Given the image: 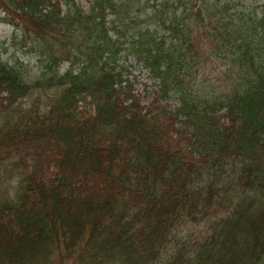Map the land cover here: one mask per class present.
Wrapping results in <instances>:
<instances>
[{
	"label": "trees",
	"instance_id": "1",
	"mask_svg": "<svg viewBox=\"0 0 264 264\" xmlns=\"http://www.w3.org/2000/svg\"><path fill=\"white\" fill-rule=\"evenodd\" d=\"M0 23V158L35 163L0 264H264V0H0Z\"/></svg>",
	"mask_w": 264,
	"mask_h": 264
},
{
	"label": "rangeland",
	"instance_id": "2",
	"mask_svg": "<svg viewBox=\"0 0 264 264\" xmlns=\"http://www.w3.org/2000/svg\"><path fill=\"white\" fill-rule=\"evenodd\" d=\"M80 6L84 9L89 7V0H76ZM249 5V3H245ZM152 29V28H150ZM12 28L7 26L4 23H0V46L2 48H7V53L0 50L1 58H5L6 55L10 56L13 52V48L10 46L11 38H12ZM18 58L21 61L25 60L23 54L18 53ZM123 59L120 61L122 62ZM126 66L130 70L129 79L134 83L135 92L142 98L144 104L148 103L152 97L153 92L157 89V82L152 80L150 74L138 64L133 58H128L126 62ZM204 80V79H202ZM36 97V94L32 95L30 98H27L21 101V105L24 107H28L32 101ZM167 106L173 108L177 106L176 97L170 96V99L167 101ZM33 157H26L24 155L17 156L12 155L10 157L0 158V199L11 196L13 189L16 184L20 180V178L25 174L27 167L34 166ZM203 229V225H200L194 230H190L188 234H191L190 237L194 238V236L199 235L201 230ZM186 231V230H184Z\"/></svg>",
	"mask_w": 264,
	"mask_h": 264
}]
</instances>
